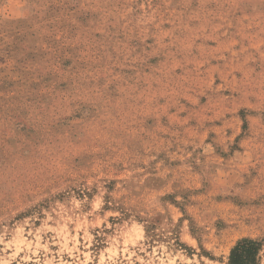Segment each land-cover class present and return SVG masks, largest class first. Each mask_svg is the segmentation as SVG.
Segmentation results:
<instances>
[{"label":"rangeland","instance_id":"374dc122","mask_svg":"<svg viewBox=\"0 0 264 264\" xmlns=\"http://www.w3.org/2000/svg\"><path fill=\"white\" fill-rule=\"evenodd\" d=\"M264 264V0H0V264Z\"/></svg>","mask_w":264,"mask_h":264},{"label":"trees","instance_id":"16d2710c","mask_svg":"<svg viewBox=\"0 0 264 264\" xmlns=\"http://www.w3.org/2000/svg\"><path fill=\"white\" fill-rule=\"evenodd\" d=\"M261 242L242 239L238 241L229 251L228 264H258Z\"/></svg>","mask_w":264,"mask_h":264}]
</instances>
